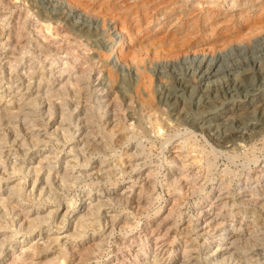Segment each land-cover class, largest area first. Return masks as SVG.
Here are the masks:
<instances>
[{"label":"rangeland","instance_id":"rangeland-1","mask_svg":"<svg viewBox=\"0 0 264 264\" xmlns=\"http://www.w3.org/2000/svg\"><path fill=\"white\" fill-rule=\"evenodd\" d=\"M207 3L0 2V196L8 199L20 185L23 195L10 200L19 202L16 212L34 219L54 211L61 223L29 239L15 235L0 264H53L62 245L69 264H257L264 248L253 235L209 257L198 230L208 215L222 213L229 224L251 226L252 200L264 189L256 181L264 174V133L225 149L191 125L198 118V66L216 71L235 48L231 65L263 60L264 18L242 23L245 6L215 11ZM182 83L188 88L180 111L166 97ZM38 163L41 179L49 168L70 174L67 182L51 178L40 186L63 207L33 190ZM98 200L103 207L92 222L77 224ZM12 232L0 230V241ZM45 237L60 243L28 259L20 255Z\"/></svg>","mask_w":264,"mask_h":264},{"label":"bare ground","instance_id":"bare-ground-1","mask_svg":"<svg viewBox=\"0 0 264 264\" xmlns=\"http://www.w3.org/2000/svg\"><path fill=\"white\" fill-rule=\"evenodd\" d=\"M0 2H3V0H0ZM207 4L211 6V8H214L215 11L220 10L225 6V4L228 7L230 6L232 11L240 6H242V8L245 6V9L243 8V14L239 17L242 19V23H249L258 16L264 18V0H208ZM210 12L208 13L211 14L214 11ZM69 14L71 15L73 12H70ZM235 49H231L223 55L225 59H223L221 66H219L216 71L211 67L208 68V66H198V68L203 69V75L200 73V76H202V82L199 87L197 86L198 88L196 90L195 97L192 100V104L194 105L193 108H195V111L198 113V118L192 121L191 126L205 134L215 144H218L225 149L230 145L237 143L252 142L264 133V59H258L257 56H253L251 68H248L247 66L238 68L237 66L231 65L232 62H230V58H232L235 54ZM203 82L205 83L203 84ZM187 88L186 84L180 85L179 90L170 93L166 97L167 103L171 102L176 109L183 111V96ZM249 112L256 114L257 118H249ZM36 142H38V139L35 140V143ZM55 160L59 161L57 158H55ZM61 171L62 174L61 172H52L49 168L47 173L43 174L44 179H41L39 178V174L43 171L40 163L37 164L35 170H31V172L36 174L35 180L32 183L33 190L34 188H37L36 190L39 191V196L45 194L48 202L53 201V203L58 204L59 207L63 205L62 200L58 199V197H51L49 195L50 193H48L49 191H47L48 189L44 190L42 189L43 187L40 186L45 183L47 184L51 178L58 179L60 183L67 182L70 174L66 170H64V172L63 170ZM256 178L258 183L257 187L263 188L261 185L264 184V174H259ZM23 191L24 189L20 185H17L10 190L8 199L0 196V230L11 229L13 231L10 234L7 233L4 235V239L0 241V255L2 249L8 245L7 242L11 241L14 236L19 233L26 232L29 239L36 230H39L41 233L44 231L48 232L52 230L49 225L54 226L56 224L58 227L61 225V223L57 222L55 217L56 213H54V211L48 212V214L42 217L37 213V217L34 219H31V215L27 212L25 213L22 209L19 212H16L19 202L12 204L10 200L21 197L23 195ZM245 201H247V199ZM92 202L90 201L89 204L91 205L88 209H86L85 213L83 212L81 217L78 219L77 224L84 225L88 222H92V217L97 212L99 213V210L103 207L102 201H99L95 205L92 204ZM244 204H247V202ZM252 204L256 210V214H252L253 216L250 217L251 226H246L245 228L243 227L242 221L229 224L223 213L215 217L208 215L210 217L206 219L205 224H202L204 226L200 229L198 228V236L204 238L203 245L205 247V255L207 254V256H209L211 254L212 256L215 255V257L218 256L221 254L224 246H235L234 244L243 242L244 235H253L251 239H254L253 241H255V246L257 245V248H264V189L261 191V194L259 193V195H255V199L252 200ZM66 207V212L62 216V220L66 217L65 215L68 212V206ZM228 216L235 217V214L231 213ZM45 225H48L49 228L46 229ZM247 227L248 229L256 228L257 230L255 234L253 230L247 232ZM61 229L62 228L59 230ZM218 233L220 235H218ZM255 235L257 236L255 237ZM222 236L230 243L222 241ZM53 243L59 244L60 239H49L48 237H45V241L42 246L33 247V244H27L26 248L21 250L20 255L28 259L31 256L38 255L39 253L48 250ZM9 244L12 245V242ZM31 248H33L32 251H30ZM211 255L209 257H211ZM234 257L236 258V256ZM210 259L211 261L209 264H215V259ZM228 261L226 260L223 261V263L220 262L218 264H226ZM256 262L257 264L264 262V250L256 254ZM51 263L69 264V262H66V260L63 259V245L61 247L58 246V258L53 259ZM169 264L187 263H179L178 260Z\"/></svg>","mask_w":264,"mask_h":264}]
</instances>
